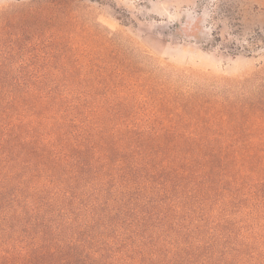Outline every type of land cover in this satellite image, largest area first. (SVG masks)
Masks as SVG:
<instances>
[{"label": "trees", "instance_id": "obj_1", "mask_svg": "<svg viewBox=\"0 0 264 264\" xmlns=\"http://www.w3.org/2000/svg\"><path fill=\"white\" fill-rule=\"evenodd\" d=\"M101 40L81 80L0 64V264H264V80Z\"/></svg>", "mask_w": 264, "mask_h": 264}, {"label": "rangeland", "instance_id": "obj_2", "mask_svg": "<svg viewBox=\"0 0 264 264\" xmlns=\"http://www.w3.org/2000/svg\"><path fill=\"white\" fill-rule=\"evenodd\" d=\"M62 1L67 11L53 13L51 0H0L11 20L0 21V64L81 80L106 37L154 66L248 79L247 91L264 80V0Z\"/></svg>", "mask_w": 264, "mask_h": 264}]
</instances>
